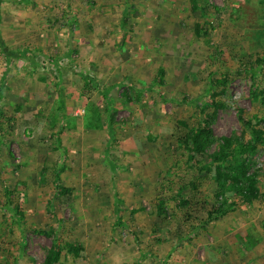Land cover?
Masks as SVG:
<instances>
[{
	"label": "rangeland",
	"instance_id": "obj_1",
	"mask_svg": "<svg viewBox=\"0 0 264 264\" xmlns=\"http://www.w3.org/2000/svg\"><path fill=\"white\" fill-rule=\"evenodd\" d=\"M0 6V37L26 51L7 61L0 46V264H43L52 239L40 231L50 229L62 248L79 251L65 249L58 264H264V146L252 159L261 200L197 230L175 200L210 203L213 190L200 179L191 191L188 154L173 137L177 121L197 124L189 101H207L210 80L226 74L216 138L248 139L239 112L264 121L250 97L253 84L264 86V63H255L264 53V0ZM46 161L60 171L56 185ZM6 189L21 199L26 226L8 208Z\"/></svg>",
	"mask_w": 264,
	"mask_h": 264
},
{
	"label": "trees",
	"instance_id": "obj_2",
	"mask_svg": "<svg viewBox=\"0 0 264 264\" xmlns=\"http://www.w3.org/2000/svg\"><path fill=\"white\" fill-rule=\"evenodd\" d=\"M1 5V0H0ZM1 18V6H0ZM0 46L7 59H25L26 51H13L8 49L0 37ZM255 63H264V53L255 57ZM164 72L159 70L156 74L155 84L162 85ZM256 79L257 73L252 75ZM211 94L205 102L194 100L189 101L197 109V124L190 126L186 121L176 122L173 130V137L179 146L187 154V168L193 174V181L188 182L192 192L197 190L198 180H206L213 190L212 202L186 200L182 197L176 198V208L183 212L184 221L194 229L206 230L209 223L222 219L234 212L241 203H252L262 198V191L259 182V174L253 170L252 159L258 149L264 146V121L258 116L246 120L239 112V121L244 125L248 133V139L244 137L231 136L216 138L214 125L221 110L227 108L226 95L230 85L228 74L213 78L209 82ZM252 102L264 109V86L253 84L250 94ZM96 125L101 122V115H96ZM58 145L60 141L57 140ZM216 151L209 153L212 148ZM44 172L50 175L53 185L60 180V171H57L56 164L46 161L43 164ZM42 177V182L47 180ZM59 194L70 200L72 197L70 189L56 186ZM5 199L8 208L12 212L19 226H26L22 201L15 195L13 190H5ZM191 201V202H190ZM195 208L189 214L191 204ZM204 215L205 219L200 218ZM43 235L52 239V244L45 257L43 264H58L64 250L72 256H78V249L68 244L62 248L53 235L55 231H40Z\"/></svg>",
	"mask_w": 264,
	"mask_h": 264
}]
</instances>
